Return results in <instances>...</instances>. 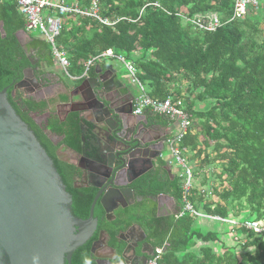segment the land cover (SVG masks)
<instances>
[{
  "label": "trees",
  "instance_id": "obj_1",
  "mask_svg": "<svg viewBox=\"0 0 264 264\" xmlns=\"http://www.w3.org/2000/svg\"><path fill=\"white\" fill-rule=\"evenodd\" d=\"M76 1L83 7L96 1L100 14L114 23L105 26L87 17H62L55 42L67 55V72L81 75L84 61L94 57L96 65L106 51L131 60L149 97L179 101L188 116L190 124L178 146L185 148L193 175V187L186 195L193 209L223 219L264 220V38L259 37L264 9L259 17L251 9L242 19L230 20L233 0ZM211 14L219 19L213 30L192 23L205 22ZM0 23V90L7 88L10 106L53 161L71 195V213L84 220L96 189L76 187L77 169L55 154L61 144L81 152L79 111L68 113L62 121L53 113L45 124L34 121L31 114L47 111V102L25 96L16 85L26 69L42 74V65L54 64L50 45L39 34L26 31L14 0H0ZM19 32L27 36L26 41L18 38ZM143 114L149 125L168 127L173 122L148 109ZM46 131L61 136V143L53 144ZM83 135L85 140L92 137L88 127ZM165 165L159 160L137 178L131 188L138 200L117 210L110 220L96 203L97 228L72 252L69 264H95L90 248L100 231L107 234V246L120 252L119 234L134 224L153 249L163 247L158 264H264V234L232 229L226 223L228 231L238 232L233 247L222 255L209 248L198 257L192 254L189 249L196 239L215 237L201 234L195 228L197 217L189 212L179 216L184 205L182 178L178 170L171 174ZM160 194L174 199V213L157 215L154 199Z\"/></svg>",
  "mask_w": 264,
  "mask_h": 264
},
{
  "label": "water",
  "instance_id": "obj_2",
  "mask_svg": "<svg viewBox=\"0 0 264 264\" xmlns=\"http://www.w3.org/2000/svg\"><path fill=\"white\" fill-rule=\"evenodd\" d=\"M105 80L107 78L100 74L97 78L88 76L80 84L85 87V93L79 95L86 102L87 110L95 115L94 132L103 134L106 146H111L113 151L112 163L107 167L108 149L97 143L96 134L92 132L95 137L90 140L87 153L96 168L89 172L98 184L90 185L97 191L84 220L71 213V195L53 161L10 106L7 88L0 90V264H64L65 261L69 264L72 252L96 230L97 219L93 216L96 203L101 205L109 220L125 193L135 198L131 184L148 171L152 160L160 155L158 151L155 156L145 155L149 147L142 149L143 145L136 140L133 147L124 139L132 108L130 105L127 110H119L114 107L113 100L101 101ZM38 86L32 70L26 69L16 88H28L27 92L31 93ZM92 149L96 150L90 154ZM134 158L146 167L132 172L122 183L118 182L121 172L129 173L133 169ZM81 169L87 171L84 167ZM103 234L99 232L90 248L95 264H145L153 252V248L145 246L141 240L132 243L120 233V252L111 248V257L97 256L95 248L104 245ZM138 247L141 255L136 254Z\"/></svg>",
  "mask_w": 264,
  "mask_h": 264
},
{
  "label": "crops",
  "instance_id": "obj_3",
  "mask_svg": "<svg viewBox=\"0 0 264 264\" xmlns=\"http://www.w3.org/2000/svg\"><path fill=\"white\" fill-rule=\"evenodd\" d=\"M17 35L22 42L27 40V36L24 33L19 32ZM108 58L111 57H104L102 59V62L92 66V71L88 73V76L97 78L98 75L103 74V76L107 78L104 83L103 91L100 94V97L102 98L101 101H105V103H107L108 100H113L115 103L114 107H117L119 109L127 101H129L130 99L132 100V95H137L138 88L137 86L130 83L128 73H126L125 75L121 72L118 66L115 67L114 65L107 64L105 61L108 60ZM123 59L125 60V58ZM51 68H53L54 71L50 70ZM43 70L44 71L42 74H34L32 70V74L36 75V78L39 81V86L34 88L33 93L22 91L25 96L31 97L36 101L41 100L47 102V111L41 114H31L32 118L38 124H45L49 113H53L59 118L60 121H62L68 113L79 111V117L82 120L81 145L83 146V143L85 141V136L83 134H85V132L87 131V127L89 131L90 129L94 131L93 128L95 124L92 112L90 110H87V108L84 107L83 104H81L84 101L79 94L85 93V87H82L81 90H78L80 89L79 87H81L80 84L86 77H84L83 79H80L81 75H74L72 76L73 78L66 77L74 83L72 86H69V84L64 83V81L57 75L56 72L60 70L62 72V69L57 65L55 61L51 67L44 66ZM127 91L128 93L126 94ZM128 125L131 128L130 135L136 133L134 137L135 139H137V141H143V143L141 144L143 145V147H148V145H150L149 151H155V154L153 156L156 155L157 151L160 152V155L152 160L151 168L156 167L160 160L163 163H166L164 167L166 168L168 166L171 174H175L178 168L169 163L171 160V154L167 145L165 144V139L174 136V134L177 132V122H169L168 127H162L153 124L149 125L147 124L146 118L143 114L141 115V117L135 115L133 117V115H130ZM92 131H90L91 134ZM46 134L53 144L61 143V136L55 135L49 131H46ZM167 135L168 137L164 138ZM90 137L91 136L88 135L86 137V140ZM59 149L73 159H78V156L75 155L74 152L70 150V148H67L66 145H59ZM154 202L156 204V213L158 216H165L175 212L176 205L174 199L170 196L162 194L157 195L154 199ZM132 203L130 202V204H128L127 206L131 205ZM115 213L116 212H114L113 217ZM195 228L198 229L201 234L211 233L215 237V240L211 241H202L200 239L195 240L194 245L189 249V251L197 257L200 255V252L203 248H209L212 253L216 255H222L226 248L233 247V245L235 244L236 236L238 234V232H235L234 230H232L231 232L228 231L229 227L224 226V223L209 218H197ZM103 235L105 242L104 245L98 248L97 254L102 257H111V248L115 247L107 246V234L104 232ZM120 236H127V238H129L132 243L141 240V242L145 246H151L150 243L145 240V233L138 225L135 224L129 227L127 230L123 231ZM140 247H138V249L136 250L137 255H141Z\"/></svg>",
  "mask_w": 264,
  "mask_h": 264
},
{
  "label": "built area",
  "instance_id": "obj_4",
  "mask_svg": "<svg viewBox=\"0 0 264 264\" xmlns=\"http://www.w3.org/2000/svg\"><path fill=\"white\" fill-rule=\"evenodd\" d=\"M18 12L25 18V29L28 32H36L42 36L50 45L51 53L54 61L64 71L67 77L73 78L68 72L69 61L64 51L56 46L55 38L59 34L62 27V17L65 16H80L87 17L97 21L101 25L110 26L111 22L100 14V7L96 1H92L87 6L83 7L77 1L68 0H14ZM264 7V0H233L232 19H242L248 10H259ZM192 23L198 28L206 31L213 30L219 25V19L215 14L207 16V20L194 21ZM111 51H106L100 54L101 59L104 57H114ZM121 62L125 63V67L130 79V82L137 86L138 93L133 101V113L135 115H142L146 109L167 116L171 121H176L178 130L174 136L165 139L171 160L170 164L176 166L182 178V192L184 205L179 213L181 216L185 211L198 218H209L226 223L232 228L241 227L252 230L254 233L264 234V220H232L223 219L220 217L206 215L199 210L193 209L191 204L187 201L186 195L192 187V173L185 158V148L178 146L183 136L187 132L189 126L188 116L179 108V101L172 102L170 97L164 100H156L149 97L143 85L138 81L136 76V69L132 62L125 61L121 56H118ZM94 57L83 62V71L81 77H86L89 70L94 66ZM163 252V247H157L153 250L145 264H158L160 256Z\"/></svg>",
  "mask_w": 264,
  "mask_h": 264
},
{
  "label": "flooded vegetation",
  "instance_id": "obj_5",
  "mask_svg": "<svg viewBox=\"0 0 264 264\" xmlns=\"http://www.w3.org/2000/svg\"><path fill=\"white\" fill-rule=\"evenodd\" d=\"M31 87H32V85L29 88H31ZM82 87H84V86H82ZM81 88H80V90H81ZM18 89L21 90L22 88H18ZM27 89L28 88H26V89L23 88L22 91L23 92H27ZM31 93H33V91ZM131 97H132V100L130 99L125 104H123L122 107L119 108V110H127L130 105H131V108H133V101H134L135 95L134 96L132 95ZM81 104H83L84 107L87 106L86 102H83ZM132 115H133V117L135 115L133 113V110H132ZM93 116H94V120H95V115H93ZM135 116L141 117V115H135ZM130 130H131V128L128 126L127 131L123 134V137H124L125 140H128V142L131 144V146L135 147V144L137 143L136 142L137 139H135L134 136H135L136 133H134L133 135H130ZM90 131H92V129H90ZM92 132H94V131H92ZM91 135H92V137H90L89 139L85 140L84 143H83V146L81 145V148H82L81 152H76V151L72 150L74 152V154L78 156V159L77 158L76 159H73L72 157L68 156L67 154H65L64 152H62L59 149V147H58L57 151L55 152L57 158L60 161L67 162V163H71L77 169V175H76L75 181H74V184H75L76 187H87V186L88 187H91L90 186L91 184H98V182L91 176V174L89 172V170L94 171L93 169L96 168V166L94 165L95 162L89 160L88 153H87L88 148L90 147V140H92V138L95 137L94 134H91ZM103 136H104L103 134H99V135L96 134V137L95 138L97 139V143H99L100 145L102 144L101 147L104 149V147L106 146L107 141H106V139ZM134 140H136V141H134ZM138 143H139V145H141L143 143V141L142 140H139ZM149 146L150 145H148V147ZM141 148L144 149V147H142V146H141ZM107 149H108V154H107L105 160L107 162L106 163V166L109 167V165H111V163H112L111 158H112V155H113V151H112V147L111 146L107 147ZM95 150L96 149H92V151L90 152V154H92ZM154 152H155L154 150L153 151H149V150L144 151L145 155H151V156H153L155 154ZM141 153H143V152H141ZM133 155H136V153H134ZM137 160L138 159H136V158L133 159V161H132L133 162L132 163L133 169H131L129 171V173H127L125 171L120 173L118 182L122 183L132 172H135L136 170H138L140 168H145L146 167V164H144L142 162L141 163L140 162H137ZM81 167H84L87 171L81 169ZM134 197L135 198L133 199L128 193H125L124 199L121 200V201H119L117 203V205H116L117 207L115 208V210H113V213H112L111 218L113 217L114 212H116L119 209L126 208L127 205L130 204V202L132 203V201L134 202V201L138 200L137 196L135 195V192H134ZM104 217L106 218L105 212H104ZM126 238H127V236H126ZM137 238H139V237H137ZM102 239L105 241L104 235L102 236ZM98 248L99 247H96L95 248V253H96L97 256H99L97 254ZM148 258H149V256H148ZM148 258H147V260H148Z\"/></svg>",
  "mask_w": 264,
  "mask_h": 264
},
{
  "label": "rangeland",
  "instance_id": "obj_6",
  "mask_svg": "<svg viewBox=\"0 0 264 264\" xmlns=\"http://www.w3.org/2000/svg\"><path fill=\"white\" fill-rule=\"evenodd\" d=\"M68 1H74V0H68ZM261 9H264V7H262ZM261 9H259V10H255V12H253V15L254 16H257V17H259L261 14ZM254 10V9H253ZM262 14H263V18H262V21H261V23H260V25H259V27H260V35H259V37H261V38H264V11L262 12ZM32 32V31H31ZM32 35H36L37 33L36 32H32L31 33ZM118 56H121L122 58H125V56H122V55H115L114 57H112V58H108V60H106L105 62L107 63V64H111V65H114L115 67L116 66H118L119 68H120V70H121V72L123 73V74H125L126 75V73H127V70H126V67H125V63L124 62H121V61H119L118 60ZM107 59V58H106ZM125 60L126 61H128V62H132V61H130V60H128V59H126L125 58ZM103 61V60H102ZM101 61V62H102ZM43 66L44 65H42L41 66V68L43 69ZM50 70H52V71H54L53 70V68H51ZM28 74L30 73V72H27ZM57 73V75L64 81V83H67V84H69V86H72L74 83L70 80V79H67L66 77V74L64 73V71L62 70V72H61V70L60 71H57L56 72ZM21 91H22V89H21ZM40 119V118H39ZM198 218V217H197ZM241 221V220H240ZM224 226H226V224H224ZM227 227V226H226Z\"/></svg>",
  "mask_w": 264,
  "mask_h": 264
},
{
  "label": "clouds",
  "instance_id": "obj_7",
  "mask_svg": "<svg viewBox=\"0 0 264 264\" xmlns=\"http://www.w3.org/2000/svg\"><path fill=\"white\" fill-rule=\"evenodd\" d=\"M89 73V72H88ZM81 78H84V77H81ZM129 81H130V79H129ZM131 83V82H130ZM143 115V114H142ZM154 250V249H153ZM152 254V253H151Z\"/></svg>",
  "mask_w": 264,
  "mask_h": 264
}]
</instances>
